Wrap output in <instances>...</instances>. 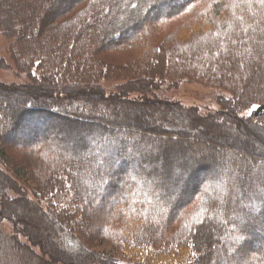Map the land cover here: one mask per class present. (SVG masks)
<instances>
[{"label": "trees", "instance_id": "16d2710c", "mask_svg": "<svg viewBox=\"0 0 264 264\" xmlns=\"http://www.w3.org/2000/svg\"><path fill=\"white\" fill-rule=\"evenodd\" d=\"M199 1L0 0V32L14 40L11 58L30 78L0 84V164L12 174L0 169V218L29 242L14 241L29 262H264L248 239L264 237V183L252 172L264 149L249 139L264 143V4L211 0L193 8ZM189 14L183 36L175 30L159 41L172 19ZM195 78L229 94H220V110L202 114L162 95L164 83ZM102 81L117 86L108 93ZM56 122L66 128L50 133ZM18 136L27 140L12 159L3 141ZM200 142L205 153H192ZM32 178L46 212L18 182ZM103 240L112 253L89 252Z\"/></svg>", "mask_w": 264, "mask_h": 264}, {"label": "rangeland", "instance_id": "374dc122", "mask_svg": "<svg viewBox=\"0 0 264 264\" xmlns=\"http://www.w3.org/2000/svg\"><path fill=\"white\" fill-rule=\"evenodd\" d=\"M210 1L211 0H200L199 2H197V4H195L193 6V8H196L199 10H204L205 8H209L208 6H210V3H211ZM1 11H2V9H1ZM152 11L146 13V16L148 18L153 17L151 14V13H153ZM195 13H197V11ZM3 14H4V12L1 14V16H4ZM193 20H194V16L190 15V14L183 16L182 18L172 19L173 23L168 25V27H165L163 29V32L161 35L162 37L160 36L159 41L165 39V37L167 35L171 34V32L175 31V30H177V31L180 30L179 33H181V36H183L182 35L184 33L182 31V29H184V28H182L183 24L185 22L186 23L187 22H193ZM172 33H174V32H172ZM13 43H14L13 39L7 38L4 34H2L0 32V84H5V85L19 84V83L28 82V80L30 79L28 77V74L21 73L17 69L14 61L11 58L10 51H11V46L13 45ZM37 70H40V69L37 68ZM38 74H39V72L35 71V75H38ZM101 85L108 91V93H109L110 89L113 90L117 86V84L114 83L113 81H102ZM164 85H165L164 90H166V89L167 90L162 95H165L168 98H171L174 100H178L185 106L198 107L202 111V114H208L209 112H216V111L221 109V105H220L219 100H218L220 94L221 95L224 94L227 97H229V94H227V93L225 94L222 91L215 89V86L212 85L211 83L204 81V80H199L197 78H195V79H181L177 83H175V81H172V83L168 81V82L164 83ZM169 86H173L172 89L169 90ZM3 106H5L4 103L0 105V112H1V109L3 108ZM255 108H256V106H253L246 113L247 114L251 113ZM120 112H122V114H123V111H120ZM30 118L31 117H29L28 120H31ZM165 118H166V116H165ZM42 122H43V120H42ZM57 123L58 122H56L53 125L54 127L50 130V133L56 132L57 129L66 128V126H64L63 124H61V123L57 124ZM177 123H178V125L186 127V125H185L186 123H184V122H177ZM228 123H229V121H228ZM228 123H226L225 129L219 128L220 131L213 132V136L216 138L220 134H225L226 129H228L227 127H230ZM44 134H46V133H44ZM237 134L239 136H241V138H243V139L247 138L244 134H242L239 131H237V133H235V135H237ZM62 138H64L67 141V139H66L67 136H62ZM249 139H250V142H251V144H253L255 149H257V148L264 149V143H259L255 140H253L251 137H249ZM25 140H27L26 136H18L16 138L12 139L11 141H7V140L3 141L4 144H9V145L13 146L9 150V153H8L12 159L20 157V152H19V150H17L16 146H18L19 143H22ZM69 142L72 143L73 140L70 139ZM103 142H104V140H102L101 136L98 134L97 137L94 138L93 144L97 143L98 145H96V146L98 147L100 145V143H103ZM200 143H201V145L194 147V150H192V153H194V152H196L197 154H202L203 152L205 153V150L202 149V146H205L208 144L205 142H200ZM69 147H72V145L69 144ZM209 148L214 149V150H216V149L219 150V148L217 146H210ZM226 153L230 154L229 152H226ZM226 153H224V154H226ZM85 156H86L85 154H83L81 156L82 161H84L85 158L83 159V157H85ZM97 156H99V154H97ZM49 157H51V156H49ZM87 157H89V156H86V158ZM222 157H224V156L222 155ZM97 159H98V157H97ZM184 159H186V158H184V157H183V159L180 158L179 162H182V160H184ZM111 161H112V159L109 158L105 162L110 163ZM263 162L264 161L256 162V165H258L257 170L252 171L253 172V178L255 176L259 177L258 178V181L260 182L259 184L264 183V179L262 177L264 174V163ZM28 163H29V166L30 165L35 166V168L39 167V164L37 162H35V160H33L31 157L29 158ZM97 164L100 165L101 163H97ZM131 168L132 167H128L127 170L130 171ZM0 169L2 171L7 172L9 175L12 176L11 172L4 165L0 164ZM220 170H221L220 168H216V171L221 172ZM216 171L214 170V171L207 172L206 175L202 177V179L204 181H207L208 179H210L215 174ZM20 172H21L20 175L22 176L23 170ZM123 181L128 182V176H126V178H124ZM18 182L20 185L27 188V194H28L27 196L30 200L34 201L35 203L39 202V204L43 208L44 212L49 210L48 203L45 200H43L44 196H43V199L40 201H39V199L35 198L34 189L38 186L35 183V181H33V178L30 181L29 180L26 181V179H23V180H18ZM250 185H251L252 189H256L259 187L254 181H252V183ZM211 186H212L211 188H213V190L217 189V191H219L222 189L221 184L220 185L214 184ZM91 189H93L92 184H91V187L89 189V192L92 194ZM188 190H190V189H188V187H187V191ZM105 191H106V189H105ZM89 192L87 189V193H89ZM5 193L8 194V191H5ZM10 193L11 192H9V194ZM13 196H15V194L12 192V197ZM237 202L238 203L236 205H238L237 206L238 210H242V206H240L241 202H239V200ZM1 203H2V199H1V194H0V205H1ZM172 203H173V201H172ZM0 211H1V207H0ZM17 212L22 213V214L26 213V211L22 210V209H18ZM239 214H241V213L239 212ZM259 216H260V214H258L256 212L254 217L256 219H258ZM240 217H241L242 222H243L244 221L243 217H245V216L240 215ZM35 221H36L35 219H31V225L32 226H34V225L37 226V223ZM43 227H45V226L43 225ZM99 227H100V225H99ZM260 228L264 231V225ZM43 234L47 237L48 232L43 231ZM16 239L21 244H29V242L27 241L26 238H24L21 235L15 234L14 225L10 221L0 218V264H43L42 262L37 263V262H29L28 260H26V258L24 256V252L21 251L20 249H18L17 244L14 243V241ZM248 239H250V240L256 239L257 243L255 244V249L259 250L260 252H264V244H263L264 237L261 236V234L255 235V233H254V234L250 235L248 237ZM82 241H84V240H82ZM102 242H104V243L99 244V242L96 241V242H93L92 244H90L88 246V249H90L89 252H92L91 250H93V251H99V252L105 251L107 253H112L113 249H112L111 243H109L108 241H105V240H103ZM67 243L69 245H71L72 247L74 246V243L70 240L67 241ZM34 249L37 253L42 255L39 248H34ZM45 258L47 259V257H45ZM248 259L249 260H246L245 264H256L250 258H248ZM121 264H135V263H131V262H128L126 260H123V262H121ZM260 264H264V262L263 263L261 262Z\"/></svg>", "mask_w": 264, "mask_h": 264}, {"label": "snow or ice", "instance_id": "6c2138e0", "mask_svg": "<svg viewBox=\"0 0 264 264\" xmlns=\"http://www.w3.org/2000/svg\"><path fill=\"white\" fill-rule=\"evenodd\" d=\"M260 3L264 4V0H259ZM149 3H152V0H149Z\"/></svg>", "mask_w": 264, "mask_h": 264}]
</instances>
